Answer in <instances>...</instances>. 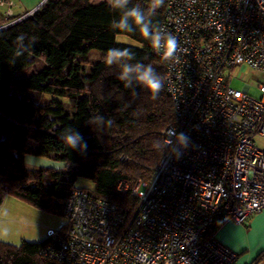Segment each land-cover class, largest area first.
I'll return each mask as SVG.
<instances>
[{
    "label": "built area",
    "instance_id": "built-area-1",
    "mask_svg": "<svg viewBox=\"0 0 264 264\" xmlns=\"http://www.w3.org/2000/svg\"><path fill=\"white\" fill-rule=\"evenodd\" d=\"M5 17L13 16V0ZM162 30L179 43L166 62L176 123L163 132L166 152L151 181H139L133 215L74 189L64 224L47 230L41 254L62 264H236L211 233L217 217L244 225L264 209V84L258 100L231 86L236 68L264 74V0H169ZM183 133L186 146L177 143ZM170 141V143H169ZM142 187L146 189L143 190ZM128 193V183L119 182ZM225 222V223H226ZM142 257V260H141Z\"/></svg>",
    "mask_w": 264,
    "mask_h": 264
},
{
    "label": "trees",
    "instance_id": "trees-1",
    "mask_svg": "<svg viewBox=\"0 0 264 264\" xmlns=\"http://www.w3.org/2000/svg\"><path fill=\"white\" fill-rule=\"evenodd\" d=\"M169 0L157 9L154 23L161 27ZM147 5V0H132ZM108 2L48 0L37 11L0 31V204L11 195L37 209L64 214L69 194L77 188L119 204L133 215L138 198L131 192L139 181H151L166 148L162 132L176 123L166 89V62L140 33L111 29L118 18ZM19 17L0 19V27ZM124 35L136 45L117 42ZM18 36L24 37L23 54ZM131 47L137 60L151 63L163 78V88L153 98L143 87L126 88L118 67L105 61L107 49ZM101 54L92 64L91 53ZM42 67L20 76L28 66ZM88 67L89 70L87 69ZM50 95L49 101L35 96ZM67 100L65 104L62 100ZM112 119L102 131L88 125L94 115ZM68 129L79 131L87 150H72L62 139ZM63 163V169H32L26 156ZM80 178L93 188L79 187ZM128 193L119 192V182ZM226 222L220 214L210 234ZM47 240L20 245L0 241V264H62L41 254Z\"/></svg>",
    "mask_w": 264,
    "mask_h": 264
},
{
    "label": "clouds",
    "instance_id": "clouds-1",
    "mask_svg": "<svg viewBox=\"0 0 264 264\" xmlns=\"http://www.w3.org/2000/svg\"><path fill=\"white\" fill-rule=\"evenodd\" d=\"M107 2L119 14L118 18L114 17L111 21L112 30L121 33L138 31L145 40L150 42L153 50L162 54L165 60L178 62L179 58L176 54L179 50V43L177 37L162 30L153 20L157 9L164 5L165 0H147L146 6L133 4L132 0H107ZM17 41L20 47L16 55L19 56L23 54L24 37L18 36ZM104 61L109 67H118L117 78L123 82L126 88L134 91L137 86H141L153 98L163 88V78L156 68L151 63L137 60L131 47L107 49ZM113 123L112 119H106L103 115L97 114L90 118L88 125L102 131L106 126L110 127ZM61 139L72 150L79 149L81 152L87 150V142L82 134L75 129H68ZM176 140L181 146H186L188 142V138L183 133L177 134Z\"/></svg>",
    "mask_w": 264,
    "mask_h": 264
},
{
    "label": "rangeland",
    "instance_id": "rangeland-1",
    "mask_svg": "<svg viewBox=\"0 0 264 264\" xmlns=\"http://www.w3.org/2000/svg\"><path fill=\"white\" fill-rule=\"evenodd\" d=\"M94 3H100L102 1L107 2V0H92ZM14 4L16 3L13 0ZM7 6H0L1 13H5L7 10ZM117 42L124 43L128 45H136L132 39L124 36L118 35ZM101 54L94 52L89 55V59L92 60V64L95 63ZM42 64L40 62H36L28 66L26 69L20 73V76H29L36 69H40ZM90 67L87 69L89 70ZM231 75V86L237 90H242L246 84L250 85L249 94L255 99H262L263 95L259 89L260 85L264 84V74L260 72H255L253 70L247 69L245 66L236 68L232 73H227ZM37 101L46 102L49 101L52 96L44 95V97L35 96ZM67 106V100H62ZM260 145H264V140H258ZM32 159L41 160L39 165L37 162L32 163ZM53 161L52 159H48L45 157H37L34 155L26 156V164L28 167L32 169H38L36 165L40 167L46 168L48 166L47 163ZM55 162V161H54ZM79 187H86L89 189L93 188V182L80 178L77 182ZM145 190V187H142ZM9 199L6 201L5 210L0 214V241H4L7 243H12L15 245H20L23 242L30 243H41L47 240V230L49 228H59L64 224L63 215L55 212H49L41 209H37L30 205L28 202L19 199L15 196L8 195ZM7 197V196H6ZM5 197V198H6ZM4 203V202H3ZM3 203L0 204V210L3 207Z\"/></svg>",
    "mask_w": 264,
    "mask_h": 264
},
{
    "label": "crops",
    "instance_id": "crops-1",
    "mask_svg": "<svg viewBox=\"0 0 264 264\" xmlns=\"http://www.w3.org/2000/svg\"><path fill=\"white\" fill-rule=\"evenodd\" d=\"M13 16L22 18L28 13L44 4L46 0H15ZM5 17V13L0 11V19ZM41 160L32 159V163L42 166ZM48 168L63 169L64 164L50 161ZM39 165L36 167L41 168ZM7 196L3 200V207L0 214L5 210ZM218 239L237 254L236 264H264V209L254 214L244 225L238 226L231 222L224 223L217 231Z\"/></svg>",
    "mask_w": 264,
    "mask_h": 264
},
{
    "label": "water",
    "instance_id": "water-1",
    "mask_svg": "<svg viewBox=\"0 0 264 264\" xmlns=\"http://www.w3.org/2000/svg\"><path fill=\"white\" fill-rule=\"evenodd\" d=\"M47 1H48V0H46V2H47ZM46 2H45V3H46ZM42 5H43V4H42ZM42 5L39 6L37 9L33 10L32 12L28 13L26 16H23L22 18H19V19L15 20V21H13V22H11V23L5 25V26H1V27H0V31L3 30V29H5L6 27L12 25V24H15V23L21 21L22 19H25L26 17H28L29 15H31L32 13H34L35 11H37L40 7H42Z\"/></svg>",
    "mask_w": 264,
    "mask_h": 264
}]
</instances>
